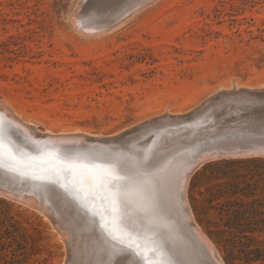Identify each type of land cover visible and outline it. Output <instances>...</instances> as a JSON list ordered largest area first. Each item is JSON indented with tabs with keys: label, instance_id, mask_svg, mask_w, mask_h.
Returning <instances> with one entry per match:
<instances>
[{
	"label": "rangeland",
	"instance_id": "obj_1",
	"mask_svg": "<svg viewBox=\"0 0 264 264\" xmlns=\"http://www.w3.org/2000/svg\"><path fill=\"white\" fill-rule=\"evenodd\" d=\"M85 1L0 0V101L38 133L80 131L126 148L180 128L166 116L198 114L212 134L264 131V0ZM195 131L181 138H205ZM190 176L189 210L223 263L264 264V156L210 159ZM71 258L50 217L0 196V264Z\"/></svg>",
	"mask_w": 264,
	"mask_h": 264
},
{
	"label": "bare ground",
	"instance_id": "obj_2",
	"mask_svg": "<svg viewBox=\"0 0 264 264\" xmlns=\"http://www.w3.org/2000/svg\"><path fill=\"white\" fill-rule=\"evenodd\" d=\"M144 4L142 6L145 7ZM117 7L120 8V6ZM134 7L135 11L136 8L141 10L139 5H134ZM92 9L95 10V8ZM128 10H125L127 13L119 15V18L122 15H128ZM135 11L132 14H135ZM87 12L89 16V11ZM84 15L87 14L84 13ZM75 21L78 22V19ZM79 23L83 30H87L86 34L92 33L93 25L89 27L84 24L83 20ZM80 24L76 25L80 27ZM107 27L105 30H109ZM105 30L103 28L99 32L103 33ZM233 96L237 97L236 93ZM1 101L0 118L6 125L5 133L23 146L33 142L37 144L36 147L28 145L27 150L39 149L40 144H43L47 152H58L62 158L56 160L40 155L41 160L47 161V165L42 166L41 170L53 171L55 170L54 164H57L59 171L69 173L71 183L74 184V188H70L63 178H55L58 184L68 189L69 193L63 192L46 182L45 180L49 179L44 175H39L37 170L32 172V176L43 177L42 185H25L16 177L13 180V185L22 199L30 193L35 197V200L28 198L25 202L18 201L39 210L50 217L55 226L57 225L62 239L72 250L70 264H109L110 260L113 264L115 260H119L120 264H151L148 260L150 251H153L154 264H224L215 246L198 229L189 210L186 198L187 187L190 174L195 170L187 174L189 165L199 166L204 160L220 157L264 156V143L259 138V132L238 126L239 128H229L225 131L220 129L212 134V130H204L205 126L195 123L198 118H202V123L205 121L204 115L196 112L198 115L195 114L196 116L191 118L196 117L194 120L189 119L190 122L180 115L166 116L164 120L166 124H175L180 128L167 130L170 136L155 131L156 134L151 135L152 137L150 136L148 140V137L144 138L147 134L143 137L147 141L143 143L135 142L140 139L139 136L128 138L127 144L123 139V143L126 144L125 148L120 145L121 142L117 144L114 141L117 138L92 137L94 135L89 136L80 131H73L74 133L72 131L70 133L41 131L38 133L39 129H36L33 123L26 121L9 104ZM201 107H203L201 112L208 113V107H206L207 111L204 110V105ZM167 114L168 112L165 115ZM189 129H191L189 133L184 132L176 136L178 132ZM195 130L199 131L198 136L203 135L205 138L194 140L181 138L183 134L189 138L190 132ZM150 131L147 130V132ZM168 141L171 143L174 141V143L169 144ZM250 141L253 142L251 146L246 145L242 148L244 147L242 145ZM204 143L205 149L200 151L201 144ZM84 147L91 150L100 147L107 149L103 160L111 161L113 165L86 162L80 156ZM5 148L12 150L9 145H5ZM88 157L91 159L95 156ZM69 158L73 160L70 166L63 160ZM99 159L102 160V158ZM5 160H7L6 156ZM32 165L35 164L29 163V166ZM7 181V173L4 170L0 171V186L5 188ZM118 191L122 197L120 200L114 197ZM178 192L186 205L184 208L179 202ZM1 193L0 196H4ZM142 236L149 248L145 247L144 242L140 240ZM188 236L192 241L188 240ZM136 254L143 260L138 261Z\"/></svg>",
	"mask_w": 264,
	"mask_h": 264
},
{
	"label": "water",
	"instance_id": "obj_3",
	"mask_svg": "<svg viewBox=\"0 0 264 264\" xmlns=\"http://www.w3.org/2000/svg\"><path fill=\"white\" fill-rule=\"evenodd\" d=\"M0 127L3 128V130L6 128V125L4 123V121L0 118ZM5 132V131H4ZM260 133V139L262 140L261 142L264 143V131H257ZM11 141V143H10ZM4 142L5 145H9V147H11V149L13 150V152L16 155V160L12 162L13 167H15L17 169V171H7L5 168H0V171L4 170L7 175H8V181L6 183V187H1L0 186V192H2L1 194L4 195V197H8V198H12L14 200H22L25 202V199H31V200H35L34 194L30 193L27 196H25L24 199H22V196L19 194L17 188L13 185V180L14 178H19L20 180L23 181V184H33V185H42L43 181L42 179H32V172L34 170H37L36 172L41 175V176H45L46 178H48L49 180H45L46 182H49L50 184H52V186H54L55 188H58L59 190H62L63 192L69 193L68 189L66 187L61 186L60 184H58L57 179L63 178L66 185L70 188H74V184L71 183L70 177H69V173H64L62 171H59V166L57 164H54L55 170L53 171H49V172H45L43 170H41L42 166L47 165V161H43L40 159V155L42 154L43 157L45 158H49L52 160H56L57 158H62L58 152H54V153H49L47 152V150L45 149L43 144H40V146L38 147L39 149H33V150H27L26 147L29 146H35L36 147V143H31V144H27L25 146H23L21 143L19 142H15L10 136L9 134L6 133L5 137H4ZM241 145L243 143H240ZM250 144H253L252 141L248 142L247 144H244L242 146V148H245L246 145L251 146ZM205 143L201 144L200 147V151L205 149ZM25 148V149H24ZM101 148V149H100ZM97 148V149H85V147L83 148V152L82 154H80L81 157H83V160H85L88 163L91 164H98V158H102L104 159L103 155L105 152H107V149H103L102 147ZM187 153H189V151H187ZM88 156H95V157H91V159ZM26 158V159H25ZM65 160V164L67 165H71L73 163V160H71V158L69 159H63ZM209 160V159H207ZM207 160H204L202 162H205ZM5 164H8L9 161L8 160H4ZM29 163H33L35 165L29 166ZM189 171L187 174H189L191 171H193L194 169H196L198 166H194L191 167V165H189ZM37 177V176H35ZM29 189V188H28ZM178 198H179V202L181 203V206L184 208L186 207V205L184 204L183 200H182V196L180 194V192H178ZM144 237L142 236L140 238L141 241L144 242V246L149 248V246L147 245V243H145L144 241ZM188 240L192 241L191 238L188 236ZM136 259L138 261L143 260L141 259V256L136 254ZM148 260L151 264H154V258H153V251H150L149 256H148Z\"/></svg>",
	"mask_w": 264,
	"mask_h": 264
},
{
	"label": "snow or ice",
	"instance_id": "obj_4",
	"mask_svg": "<svg viewBox=\"0 0 264 264\" xmlns=\"http://www.w3.org/2000/svg\"><path fill=\"white\" fill-rule=\"evenodd\" d=\"M100 3L102 6L103 0H100ZM5 135H6V133L4 132L3 128L0 127V168H5L7 171H17V169L15 167H13V165H12V162L16 160V155L12 150L5 148V142H4ZM10 143H11V141H10ZM5 156L7 157V160L9 161L8 164L4 163ZM32 179H43V177L33 176ZM114 197L116 200L122 199L121 193L119 191L114 194ZM117 255H119V253H117ZM109 264H113V261L110 260ZM114 264H120V261L115 260Z\"/></svg>",
	"mask_w": 264,
	"mask_h": 264
}]
</instances>
